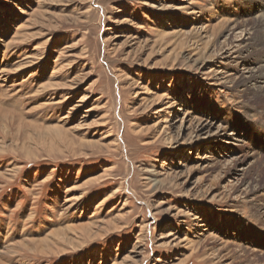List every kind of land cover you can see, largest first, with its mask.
I'll return each mask as SVG.
<instances>
[{"label":"rangeland","instance_id":"1","mask_svg":"<svg viewBox=\"0 0 264 264\" xmlns=\"http://www.w3.org/2000/svg\"><path fill=\"white\" fill-rule=\"evenodd\" d=\"M236 22L264 29V0H0L1 264H213L220 246L229 263L264 264V90L210 72L262 64L264 49L221 64ZM184 113L226 130L177 144ZM203 149L218 166L203 170ZM229 171L249 187L240 201L223 199ZM85 225L90 237L71 231Z\"/></svg>","mask_w":264,"mask_h":264},{"label":"bare ground","instance_id":"2","mask_svg":"<svg viewBox=\"0 0 264 264\" xmlns=\"http://www.w3.org/2000/svg\"><path fill=\"white\" fill-rule=\"evenodd\" d=\"M180 7V6H179ZM178 7V8H179ZM187 9L186 7H183V8H179V10H185ZM25 13V12H24ZM192 14V13H190ZM36 15V14H35ZM43 16V15H42ZM35 17V16H34ZM259 19V18H258ZM224 21V19H223ZM258 21V20H257ZM127 22L126 19H124L123 21H121L120 23L123 24ZM221 22V21H220ZM231 22V21H230ZM229 22V23H230ZM251 22V21H250ZM261 22V21H260ZM252 23V22H251ZM222 24V23H221ZM224 24H225V21H224ZM249 24V23H248ZM257 25L259 23H256ZM217 25V24H216ZM220 25V24H218ZM25 26V25H24ZM27 26V25H26ZM215 26V25H214ZM225 26V25H224ZM222 26V27H224ZM227 26V25H226ZM251 26V25H250ZM256 26V25H255ZM263 26V25H262ZM22 27V26H21ZM202 27V26H201ZM199 27V28H196L193 29L191 27V29H193V31H191L190 33H187V34H192L193 39L196 40L197 42L200 40V39H203L206 37L207 33L210 31L208 30L206 27ZM210 27V26H209ZM219 27V26H218ZM221 27V26H220ZM219 27V28H220ZM23 28V27H22ZM25 28V27H24ZM211 28V27H210ZM26 29V28H25ZM211 29H214V28H211ZM263 28H254L253 26L252 27H248L247 26V23H240V22H236L232 24H230L229 26H227L226 28H224L222 30V32L220 31V33L222 34L221 37L224 36L225 33H228L225 38L224 36V40L221 42V44L218 46V53H219V58L221 59L222 63L221 64H224V66L228 67V66H233V63L236 62V66L238 69L241 68V64L242 63H245V62H248V60H245L246 58H248V52L253 50V51H260L261 49H264V45H263V42H264V33H263ZM165 33L164 36H175V35H181V36H184L186 35V32H182V30H178V31H174V32H166L163 31ZM261 34V37L259 38ZM188 36V35H186ZM217 36V35H216ZM210 37V36H209ZM116 38V37H115ZM192 38V37H190ZM191 41V40H190ZM251 49V50H250ZM247 54V55H246ZM264 55V54H263ZM31 56H29V59H30ZM237 60H242V61H237ZM26 62V65H27V61ZM30 62V61H29ZM23 64V63H21ZM20 64V65H21ZM25 65V66H26ZM29 65V64H28ZM249 66V64H248ZM244 67V66H243ZM242 67V68H243ZM251 67V66H250ZM233 69V68H232ZM231 69V70H232ZM236 69V67L234 68ZM237 69V70H238ZM19 70V69H18ZM241 70V69H240ZM247 70V71H246ZM235 71V70H234ZM239 71V70H238ZM211 73L214 74V77L216 78L215 80L219 83V85H231L233 87H238V88H243L242 90L243 91H246V90H250V89H254V90H259L261 92H263L264 90V60L262 61V64H260L259 66V69H252V68H247L245 69V71L243 72V75L241 76V78H237L236 76H233L232 72H229V71H224L222 70V68H220V70L218 71H215V70H211L210 71ZM15 73V72H14ZM238 75V74H236ZM6 76V75H5ZM55 77V76H54ZM76 83H70V87L73 88V86L75 85ZM258 84H263V86H258ZM56 86V84H54ZM46 86V85H45ZM50 86V85H49ZM65 86H67V84H65ZM77 86V85H75ZM51 87H53V84L51 85ZM66 88V87H64ZM72 88H69V89H72ZM44 89V88H43ZM42 89V90H43ZM68 88L66 89V91L64 92V96L66 97H69V98H72L71 97V93L67 90H69ZM13 90V89H12ZM60 90V89H59ZM240 90V89H239ZM55 91V90H54ZM58 91V90H57ZM236 91V90H235ZM241 91V90H240ZM57 95V94H55ZM63 97V96H62ZM64 99V97H63ZM163 98H158V100H162ZM51 100V99H50ZM68 100V99H67ZM71 99L68 100V102H70ZM60 102V101H59ZM57 102V103H59ZM55 103V104H57ZM66 103V102H65ZM81 103V100L80 102ZM63 104V103H62ZM64 105V104H63ZM165 109L164 110H174L175 109V105L174 103H171V102H166L165 103ZM45 106V105H44ZM76 108L80 107V106H75ZM72 109H75L74 107H72ZM71 110V109H70ZM163 110V111H164ZM163 111H158L156 112L157 114H160L162 113ZM165 112V111H164ZM14 116V115H13ZM16 116V115H15ZM11 117V116H9ZM8 117V118H9ZM17 117V116H16ZM4 119V117H3ZM218 119V118H216ZM8 120V119H7ZM12 120V119H10ZM9 120V121H10ZM182 120V121H181ZM179 122H181V124L178 126V135L175 139V141L178 143H180L182 141V139L185 137V136H188V138H191V145L190 146H193L194 144H197V143H200L201 142V139H203V136H207L206 138H210L211 136L213 135H218L221 137V134L222 132H224L226 130V128L222 125H220L219 127H217L215 130L216 132L213 133L211 132L212 129L214 128V124H217V121L214 119V118H211V121L208 122V121H203V119H195V118H192L189 113H184V117L183 119H181ZM205 120V119H204ZM6 121V120H4ZM216 121V122H215ZM221 124V123H220ZM223 124V123H222ZM227 126V125H226ZM58 127V126H57ZM60 127V125H59ZM50 129V128H49ZM54 129H56L54 127ZM68 130V129H67ZM55 131V130H54ZM169 133V132H168ZM65 136V135H64ZM199 140V141H198ZM204 140V139H203ZM215 140V139H214ZM212 140L210 139L209 142H211ZM217 141L216 143L217 144H220L219 146H221V141L219 142L218 140H215ZM214 141V142H215ZM232 141H236L237 140L235 139V137H233V134H230L229 135V138H226V141L225 143H223V146H221L223 148L224 151H227L226 155L228 156V151H229V148L227 146H230L231 142ZM188 143V142H187ZM209 146L207 148H209L211 146L212 143H208ZM205 149L203 150H200V152H203V157L202 160L203 163H205V166L203 167V170L205 169H212L216 166H218V162H217V159L215 158L214 159V155H210L208 158H207V155L208 154H205L206 151H204ZM231 156V155H230ZM229 156V157H230ZM198 157V156H197ZM245 157V156H244ZM201 158V157H200ZM243 158V157H242ZM206 160H209V161H206ZM220 161V160H219ZM232 162V166H234V169L237 170L239 167H241L243 164H244V161L245 160H242L241 158H233V159H230L228 160V162ZM200 165V164H199ZM191 170V169H190ZM195 170V169H194ZM238 171H241V172H244L245 169H240ZM225 173V172H224ZM231 171L227 172L221 176H223L221 179L223 182H227L228 183V188H227V194L225 195V197L223 199H225L226 201H230V200H236V201H240V199H242V197L244 195H247V192L248 191V188L245 190L243 187V185L239 186L237 185V183L240 181L239 179H235L234 178V175L233 174H230ZM162 175L166 174V173H161ZM235 181L237 183H235ZM245 181V180H244ZM157 182V181H156ZM161 184V183H160ZM159 184V185H160ZM240 184V183H239ZM251 185V184H250ZM253 186V185H252ZM251 186V187H252ZM255 188V187H254ZM254 191V190H253ZM210 195L213 194L215 191L212 190L210 191ZM237 192H240L238 195H236ZM250 195V194H249ZM208 196V195H207ZM217 196V195H216ZM245 198V197H244ZM73 200V199H72ZM246 200V199H245ZM252 200V199H251ZM254 201V200H253ZM247 202V201H246ZM255 202V201H254ZM253 203V202H252ZM256 204V203H255ZM254 204V205H255ZM255 207V206H254ZM254 210V209H252ZM261 210V209H260ZM263 212V211H262ZM261 214V213H260ZM264 214V213H263ZM199 218V217H198ZM196 219V218H194ZM90 220V219H89ZM198 225V224H197ZM89 225H85V226H79V227H76V228H73L71 229V231H74V230H78V231H81L82 234H86L87 237H90L91 236V230H87L89 227ZM194 226V225H193ZM196 226V225H195ZM205 227V226H204ZM55 228V227H54ZM201 230V229H200ZM203 230V229H202ZM53 234V233H52ZM65 233L64 232H60V233H57L56 235L59 236L60 235H64ZM72 234V233H71ZM199 236H201L202 238L199 240L198 244L200 245L201 243L205 242V241H209L207 239H210L212 240V243L215 242V237L212 236V234L210 233L207 237L206 234H200L199 233ZM61 237V236H60ZM56 238V239H58ZM66 238V237H65ZM86 238V237H85ZM62 239V237H61ZM178 238L176 237V233H169L166 237L162 238L161 240L164 241L163 243V247H167V246H171L172 243H175ZM50 240V239H49ZM55 240V239H54ZM184 240V239H183ZM65 241V240H64ZM180 242H178V244H173V247H178V245H180ZM44 242L41 241L39 242V244H43ZM55 243V242H54ZM74 243V242H73ZM79 243V242H78ZM222 243V242H221ZM66 244V243H65ZM220 244V243H219ZM218 245V244H217ZM74 246V245H73ZM42 247V246H41ZM59 247V246H58ZM230 247V246H229ZM231 248V247H230ZM32 249V248H31ZM44 249V248H43ZM42 249V251H43ZM233 249V248H232ZM240 249V248H239ZM242 249V248H241ZM63 251V250H62ZM66 251V250H65ZM45 252V251H44ZM54 252V251H53ZM233 252V251H232ZM241 252H245V251H241ZM43 253V252H42ZM246 253V252H245ZM251 253V251H250ZM229 254H231V252H229V248L225 247V246H220V247H217V249H215L211 254L210 256L212 258H210V260L213 262V264H235V263H229V260L232 258V255L230 257ZM47 255V254H46ZM1 264V263H0Z\"/></svg>","mask_w":264,"mask_h":264}]
</instances>
